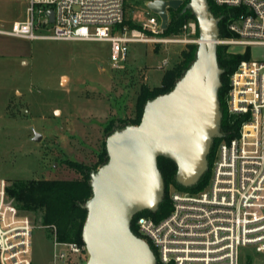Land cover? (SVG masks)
Here are the masks:
<instances>
[{
    "label": "built area",
    "instance_id": "built-area-1",
    "mask_svg": "<svg viewBox=\"0 0 264 264\" xmlns=\"http://www.w3.org/2000/svg\"><path fill=\"white\" fill-rule=\"evenodd\" d=\"M8 1L27 3L25 17L12 22L10 29L0 26L1 35L107 42L117 68L126 61L132 43L182 42L163 38L160 18L143 4L154 0ZM134 2H142L144 8L142 28H119ZM213 2L240 9L228 25L234 37L219 38L218 46L245 47L250 57L230 77L228 127L216 147L208 185L196 193L171 188L168 216L160 221L149 216L136 219L137 236L154 247L159 264H240L244 249L264 254V60L252 59L250 53L252 47L264 46V0ZM197 29L194 21L183 27L193 37ZM9 186L0 179V264H36L34 233L42 227L48 229L52 242L50 264H86L85 245L58 241L54 227L42 226L19 208L9 196Z\"/></svg>",
    "mask_w": 264,
    "mask_h": 264
},
{
    "label": "rangeland",
    "instance_id": "rangeland-1",
    "mask_svg": "<svg viewBox=\"0 0 264 264\" xmlns=\"http://www.w3.org/2000/svg\"><path fill=\"white\" fill-rule=\"evenodd\" d=\"M26 7L25 2L0 0L1 28L23 20ZM126 18L141 24L143 5L130 4ZM163 38L182 42L132 43L126 61L117 68L107 42L0 34V179L10 185L79 179L68 161L94 167L107 139V124L136 118L141 89L160 86L164 73L198 41L184 30L180 36ZM228 52L246 54L247 48L232 46ZM250 53L252 59L264 60V46L252 47ZM164 61L168 65L163 66ZM35 133L42 137L34 140ZM33 250L36 264H50L48 229L35 231ZM240 264H264V254L244 249Z\"/></svg>",
    "mask_w": 264,
    "mask_h": 264
},
{
    "label": "water",
    "instance_id": "water-1",
    "mask_svg": "<svg viewBox=\"0 0 264 264\" xmlns=\"http://www.w3.org/2000/svg\"><path fill=\"white\" fill-rule=\"evenodd\" d=\"M184 0H154L146 6L165 31L169 10ZM198 24L195 60L168 93L146 103L141 122L117 130L106 139L108 162L91 174L93 195L85 204L87 218L82 239L86 264H158L150 244L131 229L133 218L157 212L165 195L158 159L177 166L176 181L185 188L197 185L209 170L208 156L221 131L219 91L224 71L218 62L220 38L217 18L208 0H189ZM53 21V11H47ZM42 136L34 134V140Z\"/></svg>",
    "mask_w": 264,
    "mask_h": 264
},
{
    "label": "trees",
    "instance_id": "trees-1",
    "mask_svg": "<svg viewBox=\"0 0 264 264\" xmlns=\"http://www.w3.org/2000/svg\"><path fill=\"white\" fill-rule=\"evenodd\" d=\"M188 2L189 0H184V5L178 10H169V25L163 32V36H180L183 32L184 25L191 21L197 23L191 11L183 12ZM208 2L214 16L221 18L219 24L220 38L234 37L229 31L228 25L236 17L240 9L217 6L213 0H208ZM136 4L142 5V2H136ZM124 27H128L130 30H140L142 28L141 24H136L130 18H126L119 28L122 29ZM194 37L199 38V29H197V34ZM197 48V44H191L186 51H183L182 61L173 69L167 70L164 73L159 87L153 89L143 87L136 102V118L128 121L121 119L110 121L105 128L107 137L117 130L124 129L128 125H138L141 122L146 103L160 95L170 92L175 87L176 83L195 60ZM249 57V52L244 55L233 54L228 52V47L218 46V62L220 68L224 71L221 77L222 87L219 91L222 111V132L228 127L226 96L229 89L230 77L239 63ZM237 127L236 124L234 126L236 131ZM219 141L218 138L214 140L208 156L209 170L203 175L199 183L191 188H185L177 183V166L172 160L164 157L158 159L159 169L165 183L164 199L157 212L143 211L133 218L131 229L136 235H139V232L137 231L135 222L139 216H149L155 221H160L170 214L172 210V201L169 195L171 188L191 193L205 189L210 180L212 163ZM108 159L105 141L103 144V152L100 154L99 161L94 167L75 161L67 162L68 167L80 175L79 179H54L14 183L8 188L9 196L15 200V203L25 213L36 215L35 219L39 220L42 226L54 227L58 241L76 242L84 245L82 233L88 213L84 206L93 195L91 174L106 164ZM151 248L157 257L156 250L153 246Z\"/></svg>",
    "mask_w": 264,
    "mask_h": 264
},
{
    "label": "crops",
    "instance_id": "crops-1",
    "mask_svg": "<svg viewBox=\"0 0 264 264\" xmlns=\"http://www.w3.org/2000/svg\"><path fill=\"white\" fill-rule=\"evenodd\" d=\"M157 87H159V86H157Z\"/></svg>",
    "mask_w": 264,
    "mask_h": 264
},
{
    "label": "bare ground",
    "instance_id": "bare-ground-1",
    "mask_svg": "<svg viewBox=\"0 0 264 264\" xmlns=\"http://www.w3.org/2000/svg\"><path fill=\"white\" fill-rule=\"evenodd\" d=\"M65 80V79H64Z\"/></svg>",
    "mask_w": 264,
    "mask_h": 264
}]
</instances>
